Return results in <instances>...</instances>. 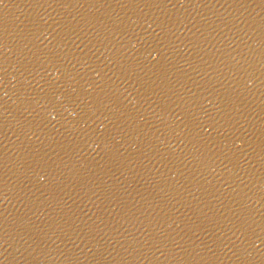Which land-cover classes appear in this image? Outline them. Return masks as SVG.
I'll return each instance as SVG.
<instances>
[{"label":"water","instance_id":"water-1","mask_svg":"<svg viewBox=\"0 0 264 264\" xmlns=\"http://www.w3.org/2000/svg\"><path fill=\"white\" fill-rule=\"evenodd\" d=\"M0 264H264V0H0Z\"/></svg>","mask_w":264,"mask_h":264}]
</instances>
